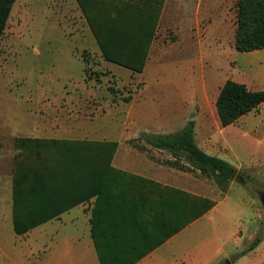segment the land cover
Returning a JSON list of instances; mask_svg holds the SVG:
<instances>
[{"label": "rangeland", "instance_id": "rangeland-1", "mask_svg": "<svg viewBox=\"0 0 264 264\" xmlns=\"http://www.w3.org/2000/svg\"><path fill=\"white\" fill-rule=\"evenodd\" d=\"M237 2L163 0L159 18L162 9L164 16L158 21V33L146 71L140 74L103 58L77 0H16L0 42V135L47 136L62 132V136L74 141L105 142L95 140L103 137L96 132L98 129L109 131L111 125L118 132L127 129L126 116L135 108V97L152 98L154 104L163 101L164 94L151 93L145 87L163 86L168 92L165 97L176 104L180 101L176 88H188L194 71L200 87L203 75L210 74L213 67H218L219 79L199 88L197 109L192 114L216 117L212 112L214 97L225 80L244 83L252 90L262 88L250 68L242 66L243 54L234 49ZM180 91L183 92V88ZM128 97L131 100L126 102ZM259 111V115L253 112L249 116L252 118L248 129L252 132L242 134L243 137H230L221 152L244 176L246 184L234 180L228 191L222 193L213 180L208 179L197 190L200 195L190 196L180 190L194 200L205 199L215 204L227 195L223 207L233 213V219L220 223L219 229L221 233L222 228L240 232L234 239H223L221 234L225 251L232 253L230 264L237 261L264 264V105ZM262 124L255 134V127ZM137 130L161 133V128L156 126L141 125ZM178 130L176 125L169 129L174 133L180 132ZM72 213L80 214L78 210ZM64 223L66 225L58 222L50 225L49 232L54 228L58 230L54 236L49 233L48 238L42 236L32 241L29 236L21 238L14 256L19 258L23 253L29 257L30 264H40L54 242L53 249L46 255L49 261L45 259L43 264H76L83 247L87 248L84 240V246L74 243L76 237L84 233L85 222L80 216L76 224ZM40 230L44 231L45 226ZM256 237L262 242L244 254ZM5 241L11 243L9 231L5 232ZM11 246L15 249L13 244ZM211 255L213 262L218 260ZM193 256L205 257L199 253ZM0 259V264H9L2 255Z\"/></svg>", "mask_w": 264, "mask_h": 264}, {"label": "trees", "instance_id": "trees-1", "mask_svg": "<svg viewBox=\"0 0 264 264\" xmlns=\"http://www.w3.org/2000/svg\"><path fill=\"white\" fill-rule=\"evenodd\" d=\"M16 0H0V42ZM106 61L142 73L159 21L163 0H77ZM235 50L241 53L264 49V0H238ZM131 97L126 99V102ZM264 103V91L227 80L216 101L224 127L257 111ZM194 122L175 135L149 137L153 146L174 154L182 153L201 175L227 192L234 180L246 179L228 161L199 148ZM21 152L14 178L13 226L17 235L32 229L76 205L96 197L91 215V238L100 264H136L188 224L209 211L215 203L190 198L172 188L161 189V220L145 217L147 207L128 197V174L112 166L117 144L93 141H48L18 139ZM35 162H31V159ZM36 167V168H35ZM49 167H67L62 174ZM61 173V172H58ZM71 187L64 203H50L47 188ZM77 188L82 193L77 195ZM61 201V200H60ZM155 205L148 207L153 211ZM156 208V207H155ZM148 227L153 229H148ZM159 233V235H157ZM262 239L256 237L247 253ZM234 258L233 260H235Z\"/></svg>", "mask_w": 264, "mask_h": 264}, {"label": "crops", "instance_id": "crops-1", "mask_svg": "<svg viewBox=\"0 0 264 264\" xmlns=\"http://www.w3.org/2000/svg\"><path fill=\"white\" fill-rule=\"evenodd\" d=\"M163 16L164 10L162 9L159 21H162ZM158 26L159 23L157 24L155 36L148 51L146 65L153 50V45L158 33ZM96 44L103 56L102 50L97 41ZM238 53L243 54L242 66L249 67L254 80L262 85V88L253 91H264V49L247 53ZM146 65L144 71L140 74H144L146 71ZM217 72L219 73L218 67H213V71L210 74H207V76L203 75V82H201V86L199 87L197 72L194 71L192 73L193 76L192 74L190 75V86H188V88H176V94H179L180 96V101L176 104L171 103L169 99L165 97L168 92L163 86L158 85L156 87H145V89L149 90L151 93L157 92L159 95L164 94L165 96H163V101L161 103L154 104L152 98H141L139 96L135 97L133 100L135 108L126 116L127 125L129 126L126 127L127 129L118 132V130L113 128V125H111L109 131L105 129H98V132H96L97 134H101L103 137L98 139L95 138V140L117 143V150L112 159V166L115 169L128 174L127 178L129 182L127 183L128 185H126V188L129 189L127 190L128 197L133 201L146 206L147 210L145 217L150 221L155 220L157 225L161 220L162 188L182 190L189 193L190 196L200 195L197 190L200 185L205 184V181H207L208 178L202 176L199 170L192 167L188 163L184 154H174L169 150L157 148L150 144L147 139L149 137L175 135V133L177 134L178 132L174 133L169 131L170 127L176 125L179 127L178 131H182L190 122H194V138L197 146L209 155L217 156L228 161L221 153L224 143H228L230 137L233 139V137H236L237 135H241V137H243L242 134L249 135V133L252 132V130L248 129L249 120L252 118L249 116L253 112L259 115V110H261V107L264 105L263 103L257 111H253L249 113V115L247 114L248 116L244 115L236 123L224 127L217 113L216 101L222 87L227 81L225 80L219 86L214 97L213 104L215 108L212 112L213 114H216V117L194 116L192 111H196L197 109V94L199 88L203 89L206 87V84H214L216 80L219 79V76L216 75L218 74ZM182 88L184 90L183 92L180 91ZM248 89L250 88L248 87ZM263 124L261 126L257 125L253 132L256 134L258 127L262 128ZM141 125L159 127L161 128V133L149 131L140 132L137 129ZM57 133L59 135H0V255H2L4 261L6 259L9 264H30L29 257L25 256L26 254L22 253L23 256H20L19 258L14 256V253L18 252V242H21L22 239H25L27 236H29V241L37 240L42 236L48 238L49 233H52L51 236H54L58 230L54 228L51 232H49L48 228H50V225H53L54 222L66 225L64 221H70L72 224H76V222L79 221L80 216H82L85 222L86 230L83 229L84 233L82 235H78L74 243L75 245L84 246V240V243H87V248L83 247L84 251L81 253L82 255H80L76 264H100L93 240L91 238L90 222L92 208L94 206V202L96 201V197L76 205L75 207L60 214L58 217L52 218L44 224L32 229L25 235L19 236L14 231V178L17 166H19V162H17L16 157L21 152V146L17 147L16 142L18 139L26 141L39 139H45L48 141L75 140L74 138L62 136V132ZM48 169H50L52 173L56 170V174H62V172L66 171L67 167H49ZM71 191L74 192V189L66 187L64 184L61 186L57 185L56 187L52 184L49 188H47L46 199L50 203H64L68 197H70L69 192ZM81 193L79 192V188H77V195L79 196ZM226 201L227 195L216 200V204L209 211L188 224L185 228L170 237L163 244H160L151 250L136 264H221L223 261H228L227 264H230L229 258L232 253L225 251V245L221 239V234L224 235L223 239L229 237L234 239L240 232H229L228 229L224 231L222 228L221 233V229H219L220 223L227 221L230 222L233 219V213L227 211L223 207ZM150 205H155V210L149 211L148 207ZM75 210H78L80 214H73L72 212ZM43 225L45 226L44 231L40 230V227ZM149 228L150 227H148V229ZM7 231L10 232V244H7L5 241V232ZM242 231L245 232L243 229ZM157 235H159V233ZM194 240L197 241H195V246L193 247ZM12 244L15 249L12 248ZM54 244V242L51 244L52 247L50 246L49 251L45 254L44 258H42L40 264L45 262L47 257L46 255L51 252ZM56 244H58L57 241ZM31 253H34L33 249ZM193 253H199L201 255H205V257L197 259L193 256ZM211 254L218 258V260L213 262L214 259ZM206 255L208 257H206ZM46 261L48 262L49 258H47ZM235 264H239V261L235 262Z\"/></svg>", "mask_w": 264, "mask_h": 264}, {"label": "water", "instance_id": "water-1", "mask_svg": "<svg viewBox=\"0 0 264 264\" xmlns=\"http://www.w3.org/2000/svg\"><path fill=\"white\" fill-rule=\"evenodd\" d=\"M263 201H264V199H263Z\"/></svg>", "mask_w": 264, "mask_h": 264}]
</instances>
